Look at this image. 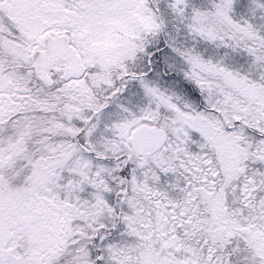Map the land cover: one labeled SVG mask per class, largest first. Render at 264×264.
<instances>
[{
	"label": "snow or ice",
	"instance_id": "obj_1",
	"mask_svg": "<svg viewBox=\"0 0 264 264\" xmlns=\"http://www.w3.org/2000/svg\"><path fill=\"white\" fill-rule=\"evenodd\" d=\"M0 264H264V0H0Z\"/></svg>",
	"mask_w": 264,
	"mask_h": 264
}]
</instances>
